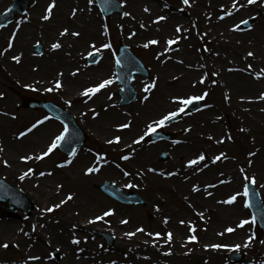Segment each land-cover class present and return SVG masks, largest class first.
Segmentation results:
<instances>
[{
  "label": "bare ground",
  "instance_id": "bare-ground-1",
  "mask_svg": "<svg viewBox=\"0 0 264 264\" xmlns=\"http://www.w3.org/2000/svg\"><path fill=\"white\" fill-rule=\"evenodd\" d=\"M3 1L0 0V5ZM51 1L35 0L31 10L33 15L29 18L30 23L21 29L19 37L13 41V48L19 46V49L15 53H9L8 59L14 64L21 65L17 67L19 76H10V78L18 81V84L22 78H27L33 72L37 75L33 80L37 85L52 84L53 81L49 75L52 68L58 72V77H63L64 81L70 80L79 84L87 78L93 79L85 73V68L81 69L78 64L79 54L76 51L87 43V39L94 40L99 36V23L96 16L87 11H80L83 9L82 1L55 0L51 19L43 20V8L46 14L47 4ZM74 1L78 9L73 16L72 8H67L66 3ZM124 1V6H127V3L128 7L134 6L135 0ZM189 2L192 18L188 21L182 20L179 14H173L175 8L171 0H163V8L167 16L159 20L158 24L150 23V27L159 31L156 39L162 37L160 31H163L168 33L170 39L176 40V43L168 45L166 41L164 47L167 49L164 48L163 51L162 47L156 48L155 55L160 52L168 68L153 69L152 81H155V87L148 94L140 92L141 105L132 113L133 116L121 121L129 127L123 128L119 131L121 134H117L120 141L115 144V149L120 148L119 151L123 156L128 155L129 159H123V163L119 165L110 164L97 153L82 151H77L74 161L65 168L58 167L60 164L49 158L45 161L46 157L41 160L21 161V156L35 157L40 155L43 149H47L49 145L47 140L50 132L53 131L52 125L50 123L41 125L24 137L17 138L19 132L7 129L8 116L12 108L17 106V100H14L12 93V89L15 90V88L4 86L0 82V94H2L0 95V149L5 151V154L0 153V172L19 180L22 173L32 168L33 172L24 180L32 192L40 197L41 203L52 200L55 205H63L62 214L57 218L50 213H44V209H47L46 205L35 215L40 226L54 234L53 239L59 244L58 248L61 251L64 250L63 255L66 259L59 264L75 262L81 264H113V262L115 264H225L218 259V249L206 246L227 245L228 238L240 245H245L248 224L237 227L240 221L244 220L239 217L244 211L239 203L240 196L232 204L223 203V201L238 192L244 175L255 177L264 193V99L259 98L264 94V68L260 67L264 53L261 47L264 46V16L258 20L262 26L252 28L242 35L236 33L233 20L239 14L245 15L253 11L255 7L264 10V0H256L250 5L247 4V0H237L236 9L232 7L233 0H189ZM78 13L84 14L83 18L87 20V23L79 20ZM140 14L138 10L131 12L128 19L121 21V25L133 27L140 25L142 17ZM154 17L157 18L159 15L155 13ZM62 21L78 27L79 35H71L76 31L70 29H67L68 33L64 36L58 32H56L58 34L53 33L54 26ZM177 26L180 27L179 32L176 31ZM32 27L40 29L45 39L49 38L50 45L46 50L47 54L54 59L44 62L35 71L28 64L32 56L21 51L24 47L22 44L32 33L30 30ZM240 37L242 39L238 40ZM2 40L4 38H0V42ZM55 42H59L61 47L53 50L51 45ZM175 48L176 52L170 51ZM249 52L253 55L248 56ZM20 54H22L20 63L11 59L12 56ZM175 60L183 61L184 66L172 69L171 64ZM102 65L106 68L110 67L108 61L103 62ZM0 67L3 68L2 65ZM59 73L63 75H58ZM202 77L203 83L200 82ZM133 82L137 89L142 90L143 83L138 77L134 78ZM208 85L213 86L214 89L212 111L197 114L191 125L183 127L182 141L187 145L185 149L175 148L170 151V159L166 166H153L151 164L153 152L144 148L142 141L138 144L134 143L139 139V131L147 128L152 120L157 118H154V114L158 110L166 107L173 108L176 105L173 97L184 96L192 89L206 88ZM72 87L73 85H64L61 88L62 94L67 96ZM81 96L80 94L76 98ZM145 96L148 97L147 100L144 99ZM111 102V99L104 94L96 96L95 113L106 111L103 113L104 116L112 113L116 119H119L120 114L112 109ZM86 107L90 108L92 105L87 104ZM226 121L232 123L230 134L226 128L222 129V124ZM121 144L122 147H120ZM231 148L234 151L230 154ZM221 153L224 155L213 162L214 158ZM250 153L253 155H249ZM200 154H204L205 160L197 165L188 166V161ZM4 161L8 162L7 166ZM88 167H95L98 171L86 174ZM241 168L244 169L243 172L240 171ZM40 172H44L45 175L40 176ZM168 173L173 174L168 175ZM109 176L135 185H139V182L144 179L155 181L158 185V190L154 194L155 199L161 204L153 223L143 232H136V229L120 230L121 222L114 221L112 215L95 222L101 224L107 221L110 226L113 225L112 228L116 233V248L121 249L123 246L125 251L124 259L118 261L111 260L110 256L104 254L99 246L90 243L88 239L84 240L87 228L95 225L88 221L110 209L106 207L100 211L99 202L102 201L93 196L97 182ZM55 178H60L64 183L55 184ZM194 187L198 190L194 191ZM163 194H168L171 198L170 196L162 198ZM69 195L72 197L70 200L67 199ZM61 201L66 202L61 203ZM52 208L55 209V207ZM201 213L203 218L200 216ZM181 221L184 223H180ZM18 224L15 217L7 216L6 211L0 208V232L10 231L14 235ZM191 227L195 228L194 233L189 231ZM227 228H232L234 231L227 232ZM129 232L135 235L129 237L126 235ZM154 232L161 235L156 237ZM168 232L172 233L173 238L170 243H165ZM40 233L41 229L32 225L28 230L24 228L21 235L17 233L19 237L16 238L23 240L25 244L19 248H12L23 257V261H19V264L23 262L54 264L48 260L37 262L29 259L40 255L43 257L47 254L48 248H51L50 241ZM148 233L153 235L150 236ZM191 235H195L197 240L189 241L188 237ZM143 237L147 240H143ZM74 239L79 240V244L73 243ZM153 241L156 242L155 245ZM259 245L252 255V261L248 264H264V243L260 242ZM28 246L36 247L38 252H30ZM0 264H9V262L0 260Z\"/></svg>",
  "mask_w": 264,
  "mask_h": 264
},
{
  "label": "rangeland",
  "instance_id": "rangeland-1",
  "mask_svg": "<svg viewBox=\"0 0 264 264\" xmlns=\"http://www.w3.org/2000/svg\"><path fill=\"white\" fill-rule=\"evenodd\" d=\"M28 1H29L28 10L23 15H16L12 23L8 26V29L11 31L4 32L3 31L4 28H0V38H4V40L0 42V47L2 49L7 48L8 40L11 38L12 30H15V33H16L15 38H18L19 33L21 32V29L30 23L29 18L33 15V13H31V10L34 7L35 0H28ZM77 1L83 2L81 6L83 9H80V11L90 12L91 14L96 16L97 21L99 23V36H97L94 40L90 39L88 41L87 39L86 40L87 43L83 45L82 47H80L79 50L76 51L79 54L80 61L78 62V64L80 65L81 69L85 68V73L88 75V77H91L93 79H86L83 83L81 82L79 84H73L72 81L70 80L64 81L63 77H57L58 72L54 68H52L49 74L51 79H54V80L59 79L62 82V84L66 86H69V85L74 86V90L69 91V94L67 96L63 95L61 90L53 91V92H46L45 89L48 87H51V84L46 83V84L37 85L33 81L34 77L37 76L35 75V72H33L32 75L28 76L27 78H22V80L19 81V85H18L17 84L18 81L17 82L14 81L13 79L10 78V76L12 77L19 76V69L17 67L20 66L21 64L19 65L14 64L10 62L8 59V54L11 52L15 53L16 50L19 49V46H18L17 48L15 47L11 50L9 49V51H7L4 55H0V65H2L3 67V68L0 67V82H3L4 86H7V87L11 86L15 88V90L12 89L14 100L19 101L20 96H30V97H36V98H42V99H49V100L55 101L56 103L61 105L63 108L70 110L75 115V118L77 119L79 124L82 126V128L88 133V136H89L88 140L82 146L78 147L76 150L99 151V154L102 156V158H105L107 161L112 162V163L116 161L119 162V159L123 154L120 153L118 150H115L116 148L115 144L117 143L109 144L108 141L111 139L114 140L117 134H121V132L119 131L122 130L123 128H119L118 125L122 124L121 122L122 120L127 119L129 116H133L132 113L134 111H137L138 107L141 105L140 92H144L143 89L145 85L143 84L142 90H139L135 87L138 93L137 95L138 97L133 103H131L130 105H126V106H119L114 102L113 98L115 97V91L118 89V86L114 82L110 85V90L108 93L110 94V96H112L111 97L112 105H113L112 109H114V111L120 114L119 119L118 118L116 119L112 113H108L107 116H104L103 113H105L106 111L102 113L96 112L97 115H94L93 110L94 112L96 111V104L95 102H93V98L89 99L88 97H86V99L87 98L88 99L84 100V99H75L74 96L79 91L81 92V90L84 91L85 89L89 87H93L99 84V81H98L99 77H104L103 80L114 77L113 76L114 74L113 56L117 48V45L120 41H122L124 44L130 47L147 66V68L149 69V73H150V76H149L150 80L148 84H150L153 80L152 73L155 67H160L161 69L168 68L166 62L162 59L160 52L159 54L157 53V55L155 54H156V48L158 46L162 47V51L164 50V48L167 49V47H164V44H165V41H168L170 39L168 33H164L163 31H160V34L162 37L159 39H156L158 37L159 31L158 30L156 31L153 27H150V23L151 22L154 24L159 23V22H156L157 18L154 17L155 13L158 14L159 17H165L167 16V14H166L165 9L163 8V0H142L141 2H139L138 0H135L133 1V5H134L133 7L132 5L128 7V3H127V6H124V3H125L124 0H117L121 3L122 12L119 14L114 13L109 17H103L99 13L96 7L95 0H93L91 4L88 3V0H77ZM10 3H11V0H4L2 5H0V12L6 9V7ZM50 3H52V1L49 2V4ZM49 4H47V6ZM55 4H56V1H55ZM171 4L173 8H175V11L173 12V14L181 15L182 20H185V21H188L189 19L192 18V9H191L190 2L188 5H185L183 3V0H171ZM66 6L69 9L72 8V12L74 9L75 10L78 9L75 1L72 3L71 2L66 3ZM125 9H127V11ZM145 9H148V11H146V13L149 14L148 16L146 13L144 14ZM136 10H138L141 13L140 16H142L140 25L134 26V27L130 25H128L129 27L122 26L121 21L128 19L131 15V12L134 13V11ZM125 12L129 13V15H124ZM75 13H77V10ZM43 15H45L44 8H43ZM77 15H79L78 18H80L79 20L81 22L87 23V20L83 18L84 16L83 13H78ZM263 16H264V10L258 7H255L253 11L245 15H240V14L237 15L236 17H234V20H233V26L239 25L238 29L235 28L236 33L242 35L248 32L249 30H251L252 28L262 26V23H259L258 20L262 19ZM248 18H252V22L249 25V27L244 28L242 26L241 21L246 20ZM50 19L51 17L48 20ZM18 22H19V28H17ZM104 25H107L106 35L104 34V28H103ZM141 25H143V27H141ZM33 28L34 27L30 29L32 30L31 31L32 33H30V35L27 36L26 41L22 44L24 47L21 49V51L25 52L26 54H30L32 56L30 59V63L28 64L31 68L36 69L42 66L44 62L46 61L49 62L54 59L52 58V56L47 54V50H46L47 46L50 45L49 38L46 37L45 39L44 34L40 32V29H37V28L33 29ZM64 28L70 29L71 31H76L79 33L78 27L71 26V23L65 24V22L63 21L57 23L54 26L53 33L58 32L60 34V32L64 30ZM236 36L239 37L238 35ZM241 39L242 37L238 38V40H241ZM151 40L158 41L157 43L158 45L149 44L148 47L145 48L143 45L148 43ZM37 41H39V43L42 46V52L40 54H35L36 52L33 49V45ZM197 42L200 43L199 40H197ZM104 43H111L112 48L111 49L102 48L101 45ZM93 44H95L96 48L100 49V51L98 52L99 59L95 63L90 64L87 62V59H88V53L90 51H94L93 48L91 47ZM261 47L262 49H264V46H261ZM170 51L176 52V48L171 49ZM107 61L109 62V66H110L109 69L106 67H103L102 65L103 62H107ZM183 66H184V62L180 60H175L173 64H171L172 69L182 68ZM260 67L264 68V53L262 54ZM94 74L96 76H94ZM137 77L139 76H136V78ZM140 78L143 79L142 77ZM25 85H30L31 87H25ZM205 92L207 93V95L205 96L204 100H202V106L198 111L189 113L185 110V113H180L179 115L180 118L178 119V121L170 125L169 128H165V126L160 127V129L163 128V129H167V130H171L175 132L177 135L176 141L161 142V143H148L146 142V138H145L146 137L145 132L147 128H143L139 131L140 133H139L138 138L140 136H144V139L142 140V143H144V148H146L147 150L149 149L151 150V152H153L151 153L152 155L151 164H153V166L155 167H160V165L166 166L170 159V155L168 154L170 151H172L175 148L185 149L187 145L185 142L182 141L183 127L191 125V123L196 118L197 114L212 111V107H213L212 104L214 103V98H213L214 89H213V86L211 85H208L206 88L199 87L196 89H192L188 94L181 96L183 98H187L189 96H194V95H203ZM144 93L148 94L146 92ZM97 94L98 93H96V95ZM66 99H69V100L66 101ZM68 101H71L70 105L67 103ZM18 103L19 104L16 107L12 108L11 113L8 116L7 128L10 131H15V130L19 132L26 131L29 127H31L33 123H35L36 120L43 119L44 116H48L43 110L33 111V110L25 109L22 107L20 102ZM86 103L88 105H92V107L87 108ZM86 108L88 109L87 111L89 113L84 112ZM176 109H177V104L173 108L166 107L164 109L158 110L154 114V118L157 117L155 120H158L163 115L167 114L168 112L175 111ZM155 120H152V122ZM49 123L52 125L53 131L50 132L49 139L47 140L48 144H50V142L55 137V135L59 134V132H61L63 129V127L59 123L53 121L51 118H49V120L45 121L41 125H45ZM231 126H232V123L227 121L226 122L227 128L225 127V124H222V129L224 130L226 128V130H228V133L230 134ZM120 147H122V144ZM162 150L167 152V158L165 160H160L159 158L160 152ZM233 151L234 149L231 148L229 150V153L231 154ZM47 158L51 160L59 159L60 161H63L61 164H63L65 160L72 159L71 156H67L61 153L58 149H55L51 153V155H49ZM45 161H47V159H45ZM64 167H66V165ZM2 174L3 173L0 172V175H1L0 177H3L8 182L12 183L14 186L21 189L32 200V202L35 205L33 214L35 212L38 213L40 208L44 207V205L47 206V209L53 207L54 204L52 200L50 201L46 200L44 201L45 203H41L40 197L35 192H32L30 186L26 184V180H20V179L16 180L9 176L5 177V175L4 174L2 175ZM105 180L111 183H115V185L117 183L120 189L124 192L134 191L138 193L145 200V204L136 205V206H123L121 204L114 202L113 200L109 199L108 197L103 195L101 192H99V190L97 189V185ZM100 181L95 186L96 191L99 192V194L102 196L100 198L102 202H99L100 211L110 206L111 209L114 210L115 212V216H114L116 218L115 221H121V220L127 221V223L121 224L122 226L121 229L125 231L126 230L131 231L132 229H137V228L148 229L151 226L154 220V216L155 214H157V211L160 209V205H161L155 199L154 194L158 190V185L155 181L144 179L139 182V185L132 184L134 185V187H126L125 185H128L129 183H126L125 180L114 179V178H111L110 176L105 177L101 179ZM54 183L59 184V183H64V182L60 178H55ZM244 183L245 181L241 180L240 188H238V192L240 193L243 192ZM254 186L257 189L260 195L261 201L264 205V193L262 191L261 184L256 181ZM169 196L170 195L168 194H163L162 198H168ZM244 200H245V197L241 195L239 197V203L241 207L243 206L244 211L243 213L241 211L242 214L239 217L243 218L244 220L247 219L251 221L250 212L248 208L244 206V203H243ZM0 208L6 211L7 216H14L18 220L19 222L18 225L20 227V230H22V228H29L31 225H33L34 227L36 226L37 222L35 218L24 217L19 212V210L17 211L12 210L11 207L9 206L8 201L5 202L4 204L0 203ZM62 209L63 207L60 206L59 209L57 208L56 210L51 211V213L54 216L61 215ZM46 212L48 213V211ZM39 227L40 225L38 224L37 228ZM101 228L104 231H107V232L109 231L110 233H112L111 226L104 224V223H103V226L101 224L99 225L96 224L88 228L86 231L85 236H87V239L89 240V242L93 243L96 246L97 245L100 246L101 249H105L106 254L110 255V257H112L114 261L124 259L125 251H124L123 246L121 247L120 251L118 250L111 251L115 249V245H116L115 241H113L111 246H108L101 236L94 234V229L96 230V229H101ZM247 228H248V232L246 233V237L248 238L249 236H252L254 239V242L251 241V243L247 247H244V245H241L239 250H233L231 246L237 245L239 243H236L233 240H229L228 238L227 241L229 242V244L227 245L223 244L224 247H221L220 249L217 250L219 261L224 262L225 264H248L250 261H252V255L255 251H257L258 247L260 246L259 243L264 241V233L262 232L261 229H259L256 223H251V222L248 223ZM18 233H19V228H18ZM41 233L44 237H46V239L51 240V246H50L51 248L50 249L48 248V252L45 255L47 256V258H50V261L52 263L58 264L61 261L62 253L60 250L56 248V246H54V245H58V243H56V241L53 239L54 234L51 233L50 231L45 230L44 228L42 229ZM155 233L157 232H154V234ZM114 234L116 233L114 232ZM16 237H19V235H17V231H16V234L14 235L10 231L0 232V239H1L0 241V260L9 262V264H17L19 260L23 261V257L21 255L19 256V253H16V251L12 249L15 247L19 248V246L21 245H25L23 244L22 241H20ZM247 238H245L244 240L247 241ZM144 239L146 238L143 237V240ZM4 244H7L8 247L7 248L3 247L2 245ZM29 251L36 253L37 249L36 247L32 246V248H30ZM229 252H240L243 254V259L239 262H233L226 258V255ZM40 260L42 259L40 258L33 259V261H37V262ZM21 264H25V263L23 262ZM73 264H81V263L75 262Z\"/></svg>",
  "mask_w": 264,
  "mask_h": 264
},
{
  "label": "snow or ice",
  "instance_id": "snow-or-ice-1",
  "mask_svg": "<svg viewBox=\"0 0 264 264\" xmlns=\"http://www.w3.org/2000/svg\"><path fill=\"white\" fill-rule=\"evenodd\" d=\"M93 2V0H88V3L91 4ZM256 0H247V4H253L255 3ZM183 3L185 5H188L189 4V0H183ZM55 6V0H52V3H50L46 9V14L44 16H42V19L43 20H48L50 17H51V13H52V9L54 8ZM232 7L234 9L237 8V0H233V4H232ZM145 11H148V9H145ZM75 12L76 10L74 9L73 10V16L75 15ZM226 15H230L231 13H225ZM124 15H129V13L125 12ZM223 18V17H221ZM165 19V17H157V21L158 22L159 20H163ZM241 23L243 24H247L248 21L247 20H243L241 21ZM5 27V25L3 24H0V28H3ZM141 27H143V25H141ZM236 29L239 28V25H236L234 26ZM17 28H19V22L17 24ZM104 28V34L106 35L107 34V25H104L103 26ZM177 32L180 31V27L177 26V29H176ZM68 33V30L67 29H64L60 35L61 36H64L65 34ZM71 35L73 36H78L79 33L78 32H73L71 33ZM134 35V33H133ZM15 36H16V33L13 32L12 35H11V38L9 39V42H8V45H7V48L3 49L2 51H0V55H4L9 49H11L13 47V41L15 39ZM178 39V38H177ZM158 43V41L156 40H151L149 41L148 43L144 44L143 46L145 48L148 47L149 44H156ZM176 43V40H172V39H169L167 41V44L168 45H172ZM39 44V41H37V45ZM61 47V44L59 42H55L51 45V48L53 50H56V49H59ZM93 48L94 51H90L88 53V56L92 57L94 56V53H98L100 51L99 48H96L95 44H93L91 46ZM102 48L104 49H111L112 48V45L111 43H104L101 45ZM35 54H39V53H35ZM253 53L252 52H249L248 53V56H252ZM21 57H22V54L20 55H14L11 57V59L13 61H15L16 63H20L21 61ZM115 64L117 66H119L121 64V59L119 57H117L115 59ZM249 67H251V65H249ZM58 75H63L62 73H59ZM73 75H75V73H73ZM257 76H259V74H257ZM118 79L120 77H117ZM113 79L109 78V79H105L103 81H101L99 84L93 86V87H89L87 89H85L81 95L82 96H85V97H88L89 99H91V97L93 95H95L96 93L100 92V90L108 87L109 85H111L113 83ZM201 83H203V77L201 78ZM62 82L57 79L54 83L53 86L51 87H48L45 89L46 92H53V91H58L62 88ZM25 87H31L30 85H25ZM155 87V81H152L150 84H147L144 86V89L143 91L146 92V93H150L151 90ZM2 95V94H0ZM207 95V93L205 92L203 95H194V96H189L187 98H183V97H173V102H175L177 104V109L175 111H171V112H168L167 114L163 115L160 119L158 120H155L153 121L151 124H149L147 126V130L145 132V135H148L149 133H155L157 131V128H160V127H163L166 125L167 122H170L172 121L174 118H176L180 113H185V109L189 106V105H192L194 102L196 101H202L204 100L205 96ZM260 99H264V94H262L260 97ZM145 100L148 99L147 96L144 97ZM69 105L71 104V101H68L67 102ZM93 114L94 115H97L94 110H93ZM49 120V117L48 116H44L43 119H38L35 121V123H33L31 125V127H29L26 131H22L19 133V136L17 138H21V137H24L25 135H27V133L29 132H32L34 129H36L39 125L43 124L45 121ZM119 128H127L129 127L128 124H121V125H118ZM69 128L68 126L65 124L64 127H63V130L61 132H59V134L55 135V137L52 139V141L50 142V144L47 146V149L46 151H43L40 155H36L35 157L31 156V155H26V156H21L20 157V160L21 161H29V160H41L43 159L44 157H47L49 154H51L55 149H57L58 147L61 146L62 143H66V144H71L75 141V137H72L70 138L69 135ZM230 138V137H229ZM144 139V136H140L138 140L134 141V143H139L140 141H142ZM120 141V137L119 136H116L114 138V140H109L108 143L109 144H112V143H118ZM3 149H0V151H2ZM76 155V149L75 148H69V156L71 157H74ZM224 154L221 153L219 156H216L213 160V162H215L216 160H219ZM249 155H253V153H250ZM99 159V157H97ZM121 159H124V160H128L129 159V156L128 155H124L121 157ZM205 160V156L204 154H200L198 157H196L195 159H192V160H189L188 161V166H192V165H197L199 164L200 161H203ZM72 161L69 159V160H65L63 164H60L58 165V167H64L65 165L67 164H70ZM4 164L5 166L8 165V162L7 161H4ZM151 170V169H150ZM98 171L97 168L95 167H88L86 169V174H90V173H93V172H96ZM241 172L244 171L243 168L240 169ZM33 172V169L32 168H29L26 172L22 173L20 176H19V179L20 180H24L27 176H29V174H31ZM48 175H51V173H47ZM173 173H168V175H172ZM40 176H44L45 173L44 172H40L39 173ZM125 175H128V173H125ZM243 180L245 181V183L243 184V192L240 193V192H237L233 195H231L227 200L223 201V203H227V204H232L234 203L236 200H237V197L238 196H243V197H248L249 196V184H255L256 183V179L255 177H249L247 175H244L243 177ZM126 187H134V185L132 184H128V185H125ZM3 186L0 185V188H2ZM194 191L198 190L194 187L193 189ZM71 195H69L67 197V199H71ZM66 201H61V203H64ZM244 203V206L245 207H250L251 205L249 204V201L247 199H245L243 201ZM262 207H264V205H261ZM54 207H59V205H55ZM46 211L48 212H51L53 211V208H48L46 209ZM114 214V210L112 209H108L107 211H104L102 215H99V216H96L93 220H89L88 223H95L96 221H101V220H104L105 217L107 216H111ZM201 218H203V214L201 213L200 214ZM255 223L256 222V216L253 215L252 218H251V221L245 219V220H241L239 225H237V227H243L245 224H248V223ZM121 223L124 224V223H127L126 220H121ZM165 223H167V219H165ZM180 223H184V221H181ZM190 223V222H189ZM144 229L143 228H137L136 229V232H143ZM189 231L191 232H195V228L194 227H191L189 229ZM227 232H232L234 231V229L232 228H227L226 229ZM127 236L131 237L133 235H135V233H132V232H129V233H126ZM148 235H153L152 233H148ZM156 237H159L161 234L160 233H155L154 234ZM172 233L171 232H168L166 234V239H165V243H170L172 241ZM253 237L252 236H249L247 238V241L244 245V247H247L251 241H252ZM188 240L189 241H196L197 240V237L195 235H191L188 237ZM73 243L75 244H79V240H73L72 241ZM155 241H153V244L155 245ZM262 243H264V241H262ZM3 247L7 248L8 245L7 244H4L2 245ZM206 247H212L214 249H219L221 247H224L222 245H219V244H213V245H210V246H206ZM233 248V250H239L241 245L237 244V245H234V246H231ZM29 259H39V257H30ZM113 264H115V262H113Z\"/></svg>",
  "mask_w": 264,
  "mask_h": 264
},
{
  "label": "water",
  "instance_id": "water-1",
  "mask_svg": "<svg viewBox=\"0 0 264 264\" xmlns=\"http://www.w3.org/2000/svg\"><path fill=\"white\" fill-rule=\"evenodd\" d=\"M119 58L121 59V64L118 66V69L121 73H125L126 74V78L123 79L122 81V84L126 87V91H128V88H127V83H128V78L130 76V74L132 73V70L135 69V64H137V62L132 58L131 55H129L128 53H126L125 51H122L119 55ZM124 93V91L122 92ZM133 97V95H130L129 99L130 100L131 98ZM42 106L46 107V108H51V106L48 104V103H42ZM68 128H69V137L74 135V126L68 122ZM82 140V137L78 134L75 135V141L72 143V145L70 146V148H72L75 144L77 143H80ZM62 146H65V143H62L61 144Z\"/></svg>",
  "mask_w": 264,
  "mask_h": 264
}]
</instances>
